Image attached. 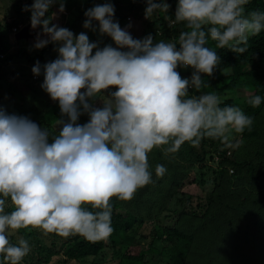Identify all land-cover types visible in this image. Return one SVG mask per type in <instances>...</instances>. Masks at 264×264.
<instances>
[{
	"label": "clouds",
	"instance_id": "obj_1",
	"mask_svg": "<svg viewBox=\"0 0 264 264\" xmlns=\"http://www.w3.org/2000/svg\"><path fill=\"white\" fill-rule=\"evenodd\" d=\"M145 3V18L170 7L164 0ZM248 3L178 0L174 19H164L183 24L184 30L175 41L154 42L152 35L135 39L127 30L130 25L121 28L114 22V6L105 0L88 8L83 22V28L111 39L103 47L85 32L74 34L52 23L57 13H50L51 7L59 4L62 13L64 0H33L24 9L31 12L28 33L33 34L30 27L41 29L34 47L53 44L58 53L43 66L37 61L30 81L43 72L41 88L58 101L66 119L56 120L50 132L0 108L2 264H21L31 251L23 236L15 243L10 239L21 229L64 238L79 235L90 242L109 238L114 230L111 201L131 200L153 183L148 154L154 148L168 146L164 152L169 154L186 142L199 146L205 138L229 144L233 133L251 130L253 118L240 107L221 106L216 93L201 92L209 87L202 74L212 76L221 62L215 49L244 53L249 39L264 30V11H246ZM23 26L6 32V51L24 40L14 37ZM178 67L191 68L190 78L182 77ZM111 88L116 90L103 95ZM93 98L102 106H94ZM247 103L257 108L262 97L253 95ZM83 113L88 122L79 124ZM165 172L164 165H156L157 177Z\"/></svg>",
	"mask_w": 264,
	"mask_h": 264
},
{
	"label": "trees",
	"instance_id": "obj_2",
	"mask_svg": "<svg viewBox=\"0 0 264 264\" xmlns=\"http://www.w3.org/2000/svg\"><path fill=\"white\" fill-rule=\"evenodd\" d=\"M10 1L11 10L7 8L9 12H4L0 19V91L6 89L8 93L17 94L18 107L15 113L4 106L0 108L8 114L31 117L37 125L54 132L56 120L66 119L61 116L58 101L50 100L51 104H48L45 99L36 98L41 96V84H28V100L27 96L23 97L15 90L6 76L14 71L26 86L30 80L27 76L29 66H34L37 61L43 66L55 60L58 55L56 45L48 44L37 49L25 60L16 56L18 52L14 48L10 51L14 55L8 53L6 32L12 27L31 23V12L24 9L30 8L33 0ZM101 1L74 0L72 3L77 6L73 7L69 0H64V9L70 21L69 30L74 34L75 30L81 31L79 28L86 19L85 11L105 2ZM107 2L114 6L113 20L120 26L129 15L139 18L147 6L145 0ZM164 2L170 5L168 12L157 11L144 25L143 33L152 35L154 42L175 41L180 31L184 30L183 24L168 26L171 20L164 19L165 15L174 19L178 0ZM53 7L59 8V4ZM245 7L246 11H264V0H249ZM33 31L35 34L31 39L35 44L41 29L37 27ZM104 39L112 42L107 36ZM208 46L215 48V42L209 40ZM215 50L221 62L212 76L202 74L209 87L201 92L216 93L222 100L221 106L240 107L253 118L251 130L245 129L242 134L233 133L229 144L205 138L199 146L186 142L178 151L169 154L164 152L168 146L154 148L148 154L153 183L140 188L131 200L112 199L114 230L109 238L90 242L79 235L64 238L44 234L39 229H21L10 235L13 243L19 236L29 241L31 251L21 264H49L53 257L57 258L54 264H69L71 261L73 264H99L112 259L116 260L115 264H264V30L249 39L244 53L237 54L227 48ZM177 71L182 77L190 78L193 70L178 67ZM109 92L110 89L104 93ZM190 94L199 93L190 89ZM253 95L262 97V103L257 108L247 103ZM31 101L36 102V107L27 106ZM87 122L86 113L81 114L77 121L79 124ZM56 130L59 131L58 126ZM49 142H52L51 138ZM211 146L214 148L213 156L206 150ZM207 161H215L210 190L203 196L185 193V186L193 185L202 190L204 174L199 171V179L196 180L193 171L195 167L202 170ZM157 164L166 168L162 177L155 174ZM172 198L176 199V206L168 211L166 204ZM6 211H11V207ZM161 218L168 219L166 225L160 224ZM145 223L153 227L148 239L135 232L136 227ZM106 250H110L108 258L103 256Z\"/></svg>",
	"mask_w": 264,
	"mask_h": 264
},
{
	"label": "rangeland",
	"instance_id": "obj_3",
	"mask_svg": "<svg viewBox=\"0 0 264 264\" xmlns=\"http://www.w3.org/2000/svg\"><path fill=\"white\" fill-rule=\"evenodd\" d=\"M72 4L73 7L77 6L75 3H72L74 0H69ZM98 2H102L101 0H98ZM11 1L10 0H0V19L2 18V14L5 12V13H8L9 11H7V8H9V10H11ZM58 8L56 7H53L50 9V13H57V18L54 19L52 21V23H56L58 26H62V27H65L67 29H69L70 27V21L69 19L67 18V11H64L60 14V12H58L57 10ZM141 15H139V18H135L133 15H129L128 17H125V19H123V22H122V25H121V28H125L127 26L130 25V27H127V30L129 31V33L131 34V36L135 39H142L144 37H146V34L143 33V29H144V25L147 21V19L149 18H145V11H141ZM124 14V13H123ZM172 22L170 21L168 23V26H171ZM26 25V24H25ZM81 30H83L82 32H85L90 41L92 42H97L99 41L100 43V47L106 45V44H112V42L108 41L106 42L105 39H104V36H100L98 31L97 32H93L89 29H85L83 28V26H80ZM34 29L33 28H30L29 29V32H35L33 31ZM79 30H75V34H79L80 32H78ZM104 39V40H103ZM106 43H105V42ZM103 42V43H102ZM13 45H15L14 47V51L16 50V52H18V54H16V56H19L21 57V60H25L27 58V56H31L33 55L35 52H36V48L34 47V42L32 40H29V41H24V40H20V41H14L13 42ZM114 46V45H113ZM7 49V48H6ZM19 49V50H17ZM12 55L13 52H11ZM25 66H29L28 64L25 63ZM33 68V65L32 67L30 66L29 69H28V74H32V71L31 69ZM33 84L34 86H38L39 84H42L43 83V73H41L40 75H36V79H32L31 81L28 80V83L27 85H20V84H17V85H14L15 87V90L21 95V96H25L27 94V97L26 99H30V95L28 94V84ZM2 86H5L4 83H2ZM113 90H116L115 88H111L110 91H113ZM30 91V90H29ZM41 93V96H37L36 98H43L45 99L48 104H51L49 103L50 100H52L48 95L45 96V91L42 90ZM18 94V95H19ZM17 94H14L12 92L11 93H8L6 91V89H2L0 91V106L1 107H5L6 109H8L10 112H13L15 113L16 110H17V107H18V104L16 102V96ZM103 95L107 96L108 94L106 93H103ZM94 106L96 107H100L102 106V101L99 99V98H95L94 99ZM33 105L34 107H36V102H29V104L27 105L28 107L30 108H33ZM30 120H31V117H28ZM211 156H213V152H214V148L211 146L209 148L206 149ZM215 160V159H213ZM215 168V161L214 163L211 162V161H207L206 162V167H204L202 170L198 169V167H195L194 168V171H193V177H195L196 180L199 179L198 177V172H202L204 174L203 176V179L205 180V183L200 187L202 190L198 189L197 187L191 185V186H185V188L183 189V191L187 194H193V195H197V196H203V193H206L210 190L211 186H212V183H213V178H214V175H213V172L212 170ZM191 175V174H190ZM167 206V210L170 211L171 209L175 208L176 206V199L175 198H172L170 201H168V203L166 204ZM170 213V212H169ZM166 214V213H164ZM166 222H168V219H165V218H161L160 219V224H165L166 225ZM152 225L150 223H145L144 225H142L141 227H136L135 228V232L136 233H139L143 236H145L147 239L149 238L150 236V231L152 230ZM158 245V244H157ZM144 247V246H143ZM145 248V247H144ZM103 256L105 257H110V250H106V251H103ZM59 258V257H58ZM57 260L56 257H53L50 261L49 264H54V262ZM116 260L112 259V260H108L107 262H101L99 264H115ZM69 264H73V262H69ZM85 264H88L85 263Z\"/></svg>",
	"mask_w": 264,
	"mask_h": 264
},
{
	"label": "crops",
	"instance_id": "obj_4",
	"mask_svg": "<svg viewBox=\"0 0 264 264\" xmlns=\"http://www.w3.org/2000/svg\"><path fill=\"white\" fill-rule=\"evenodd\" d=\"M81 30V29H80ZM84 30V29H83ZM83 30H81V31H78V32H82ZM34 32H33V36H32V38L34 37ZM29 40H32L31 38L30 39H28L27 41H29ZM11 42H9V44H10ZM12 50V49H11ZM8 53H11V52H9V51H7ZM30 67V66H29ZM31 67H32V65H31ZM30 75V74H29ZM7 78H8V82L10 83V84H14V85H17V84H20V85H22V82H20L19 81V76L16 74V72L14 73V71H12V73H10V74H8L7 76H6ZM13 85V86H14ZM15 87V86H14ZM16 88V87H15ZM29 91V90H28Z\"/></svg>",
	"mask_w": 264,
	"mask_h": 264
},
{
	"label": "water",
	"instance_id": "obj_5",
	"mask_svg": "<svg viewBox=\"0 0 264 264\" xmlns=\"http://www.w3.org/2000/svg\"><path fill=\"white\" fill-rule=\"evenodd\" d=\"M31 24H27L25 26H23V28H21L19 30V32H17L14 37L16 40H20V39H24L27 40L28 38H31L33 36L32 33H28V28Z\"/></svg>",
	"mask_w": 264,
	"mask_h": 264
},
{
	"label": "built area",
	"instance_id": "obj_6",
	"mask_svg": "<svg viewBox=\"0 0 264 264\" xmlns=\"http://www.w3.org/2000/svg\"><path fill=\"white\" fill-rule=\"evenodd\" d=\"M12 31L14 32L15 31V29H12ZM1 57V56H0Z\"/></svg>",
	"mask_w": 264,
	"mask_h": 264
}]
</instances>
